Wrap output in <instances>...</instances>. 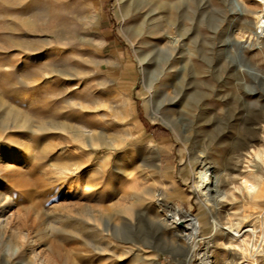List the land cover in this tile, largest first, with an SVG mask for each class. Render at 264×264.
Returning <instances> with one entry per match:
<instances>
[{
  "label": "rangeland",
  "instance_id": "rangeland-1",
  "mask_svg": "<svg viewBox=\"0 0 264 264\" xmlns=\"http://www.w3.org/2000/svg\"><path fill=\"white\" fill-rule=\"evenodd\" d=\"M263 238L264 0H0V264H264Z\"/></svg>",
  "mask_w": 264,
  "mask_h": 264
},
{
  "label": "bare ground",
  "instance_id": "bare-ground-1",
  "mask_svg": "<svg viewBox=\"0 0 264 264\" xmlns=\"http://www.w3.org/2000/svg\"><path fill=\"white\" fill-rule=\"evenodd\" d=\"M61 52H64V50H61ZM139 130H141L143 132V127L140 126L139 127ZM141 136H143V133H141ZM153 146L155 147V149L157 151L160 152V148L161 147H160V145L158 143H156V144L153 143ZM112 158H113V154L110 152V160H112ZM107 159H108V156L104 157L103 158V161H107ZM202 164H203V166H201V168H198L196 170V172H195L196 173V177H195V180H194V186H195V188L197 190L198 195H201V196H204L205 195V197H206V196H208L210 194V192L212 190H214L216 188V186H218V184H219V178H220L219 175H220V173H221L222 170H220L217 167H213L212 165L207 164L206 162H203ZM147 176H149V174ZM251 186H253V184H251ZM87 189L88 190H92L93 188H92L91 185H88L87 186ZM205 200H206V198H205ZM3 208H5L4 205L2 206V209ZM180 211L181 210H180V208L178 206L173 212H171L168 215V217L166 218V220L169 221L170 224H174L175 225L178 221H180L182 219V215H180ZM183 216L184 217H188V218H186L187 219V223L185 224V226L182 229V231L183 232H186L187 230H189L190 228H192L193 229V231H192L193 233L192 234L195 235V236H197L198 235V231L200 229V219L198 217H196V216H193V215L189 214V213H186ZM183 220H185V219H183ZM215 225H216L215 226L216 229H218L217 227H219V225L221 226V224H217V223ZM242 229H236V228L233 227V230L234 231L232 233L238 235V233ZM231 231H232V227H231ZM244 231H254L255 232L256 231V228L254 226L246 225L244 227ZM132 241H134L135 245L137 244V246L141 249L142 245L141 244H138V241H135V240H132ZM143 245H145L147 248H149V246H150V244H146V242H145V244L143 243ZM253 245H254V243H253ZM260 245H261V241L258 243L257 249H259ZM204 253H206V252H204ZM192 255H194V254H192V252H190L189 259L191 258ZM251 255H252V257L254 259H256V253H252ZM209 257L210 256H207V262H208V264H214V262ZM143 258H147L148 259L147 261H145V263H148V264L150 263L151 257H147L146 255H144V253H139V259H143ZM248 260H249V258H248ZM249 261L245 260V263L244 264H252ZM251 261H253V260H251Z\"/></svg>",
  "mask_w": 264,
  "mask_h": 264
}]
</instances>
